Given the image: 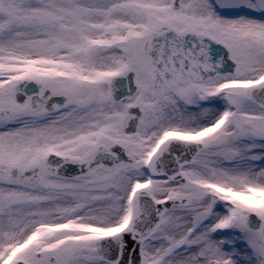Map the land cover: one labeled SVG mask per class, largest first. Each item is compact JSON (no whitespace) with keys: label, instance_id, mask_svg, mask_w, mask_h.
<instances>
[{"label":"snow or ice","instance_id":"obj_1","mask_svg":"<svg viewBox=\"0 0 264 264\" xmlns=\"http://www.w3.org/2000/svg\"><path fill=\"white\" fill-rule=\"evenodd\" d=\"M0 264H264V0H0Z\"/></svg>","mask_w":264,"mask_h":264}]
</instances>
